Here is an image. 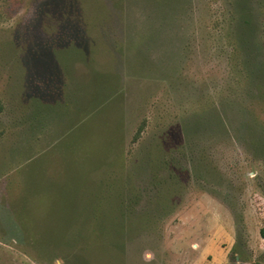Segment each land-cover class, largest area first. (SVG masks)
<instances>
[{"label":"rangeland","instance_id":"obj_1","mask_svg":"<svg viewBox=\"0 0 264 264\" xmlns=\"http://www.w3.org/2000/svg\"><path fill=\"white\" fill-rule=\"evenodd\" d=\"M262 227L264 0H0V264H264Z\"/></svg>","mask_w":264,"mask_h":264},{"label":"trees","instance_id":"obj_2","mask_svg":"<svg viewBox=\"0 0 264 264\" xmlns=\"http://www.w3.org/2000/svg\"><path fill=\"white\" fill-rule=\"evenodd\" d=\"M138 135L139 133L136 136ZM61 204V212L58 216H60V220L64 219L65 224L67 223L65 220L67 214L68 219L71 220V226L68 229L75 230L80 225V228L85 232L89 228L95 234L106 235L111 231L118 233V235L124 234V223L118 221V213L122 214L123 217L129 210L130 206L126 203H112L107 211H101L98 203H78L75 201L74 203ZM62 229L66 231L67 227L63 226ZM260 236L264 240V227L260 229Z\"/></svg>","mask_w":264,"mask_h":264}]
</instances>
